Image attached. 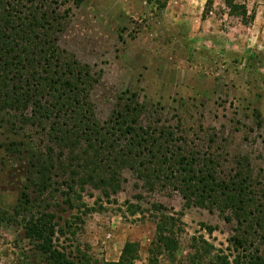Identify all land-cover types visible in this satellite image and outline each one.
I'll return each instance as SVG.
<instances>
[{"label": "rangeland", "instance_id": "rangeland-1", "mask_svg": "<svg viewBox=\"0 0 264 264\" xmlns=\"http://www.w3.org/2000/svg\"><path fill=\"white\" fill-rule=\"evenodd\" d=\"M56 2L59 13L66 10L57 46L99 75L88 96L92 119L104 128L96 146L119 138L109 130L111 112L133 96L144 106L138 122L172 131L180 139L176 153L184 138L188 150L212 155L220 176L240 162L264 183V0H166L162 9L148 0ZM16 118L0 114V264H47L38 242L25 237V226L42 220L53 230L51 248L70 264L115 263L125 243L136 246L132 264H190L200 239L229 262L246 264L229 242L233 221L219 211L183 209L163 177L140 178L127 166L115 169L116 182L106 173V185L80 186L69 172H82V159L68 163L66 148ZM46 146L63 162L42 190L35 158ZM82 150L77 144L69 158H82ZM69 180L71 206L64 201ZM179 212L174 256L150 255L158 217Z\"/></svg>", "mask_w": 264, "mask_h": 264}, {"label": "trees", "instance_id": "trees-1", "mask_svg": "<svg viewBox=\"0 0 264 264\" xmlns=\"http://www.w3.org/2000/svg\"><path fill=\"white\" fill-rule=\"evenodd\" d=\"M148 1H153L159 9L166 2ZM80 2L74 0L75 4ZM59 5L56 0H0V114L19 116L16 119L20 126L30 122L29 126L38 127L46 140L67 149L68 163L82 159V172L76 166L69 172L77 177L80 186L91 181H98L91 183L93 187L106 185V173L116 182L115 169L122 166L140 178L163 177L162 182L172 185L180 194L183 209L199 207L209 212L215 209L224 222L233 221L234 234L229 242L242 250L246 264H264V253L259 251L260 246L264 247V183L257 180L258 176H252L246 163L237 162L230 173L220 176L212 155L204 157L188 150L192 147H187L184 138L181 140L184 147H177L176 153L172 145L180 139L172 131L152 129L138 122L144 106L133 96L125 99L119 110L111 112L109 130H114L119 138L114 144L96 146V139L104 136L101 133L104 128L92 119L88 96L99 75L91 73L57 46V36L63 30L66 16V10L59 13ZM22 110H28L29 115H21ZM119 141L122 144L116 150ZM79 143L85 151L82 150V158H69L68 154ZM101 147L107 149V155L98 158L95 154ZM37 155L35 186L45 190L50 186L56 166H62L63 161L52 157L50 146ZM72 183L75 182L65 183L64 201L69 206L73 201L69 198ZM180 216L179 212L175 219L158 217L150 255L174 256ZM52 235V228L43 220L25 226V237L38 242L37 250L47 264H70L62 253L51 248ZM199 241L200 245L193 247L190 264H235L226 256L213 253V246L204 240ZM135 252L134 244L125 243L118 261L106 264H132Z\"/></svg>", "mask_w": 264, "mask_h": 264}]
</instances>
